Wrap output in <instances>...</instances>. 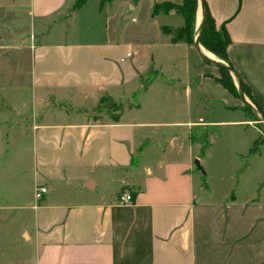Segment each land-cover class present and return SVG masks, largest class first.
Segmentation results:
<instances>
[{
  "label": "crops",
  "instance_id": "1",
  "mask_svg": "<svg viewBox=\"0 0 264 264\" xmlns=\"http://www.w3.org/2000/svg\"><path fill=\"white\" fill-rule=\"evenodd\" d=\"M74 2L0 0V101L22 115L9 99H25L31 114L30 124L0 122L30 157L29 195L13 218L29 250L19 264H264V173L252 172L264 143L224 190L211 182L212 145L192 134L244 125L243 101L216 81L200 44L162 31L183 19L154 5L181 0H88L72 12ZM206 8L229 38L247 109L264 114V0H198L200 23ZM104 97L124 110L110 113ZM124 193L132 200L120 204ZM17 263L0 246V264Z\"/></svg>",
  "mask_w": 264,
  "mask_h": 264
},
{
  "label": "rangeland",
  "instance_id": "2",
  "mask_svg": "<svg viewBox=\"0 0 264 264\" xmlns=\"http://www.w3.org/2000/svg\"><path fill=\"white\" fill-rule=\"evenodd\" d=\"M8 12L9 11L2 13V16H4L2 17V20L7 18L6 20L8 21L10 19L11 14ZM199 24L200 18L198 16L196 18L195 11L191 45H193L198 35ZM213 58L219 60L214 55ZM234 85L237 88V84ZM22 94L25 95L26 93L22 92ZM9 103L12 107L14 106L17 109H20L24 114L21 113L22 115H15L14 113L6 111L7 109L0 101V122L4 121L8 124L9 120L16 122L17 120H22L24 123L30 124L31 120L29 119L31 118V114L29 113L30 109L28 110L27 108L28 106L26 107L25 99H9ZM247 103L250 105L249 102ZM250 107L253 106L250 105ZM239 110L245 118L244 125L239 126L228 123L217 124L210 126L207 131L199 133L193 132L192 134L193 139L197 138L193 143H211L212 145V159L209 161L210 176L214 178L211 179V182L217 185L219 190H224L228 183L230 184L231 181L228 180V176L230 174H236H234V170L237 166V161L241 163V168L246 164V160L250 157L248 151L253 143L252 138L254 136L256 139L259 136L264 138V115L254 108L253 111L256 114V116H254V114H252L253 112L249 111L243 103L240 105ZM238 116L239 114L236 113H223L222 116L220 112H214L209 118L215 120L223 118L226 121L237 119ZM252 128L255 129L258 134L253 132ZM7 134H10L8 130L4 131L0 128V209L3 208V210L0 211V218L5 217L4 221L8 222L4 223V221H2L0 223V246L7 256H11L13 261L15 259V262H18L17 264H19L22 263L21 260L24 259V256H28L29 250L25 247L23 240H15L18 236L17 233L21 228V224H14L13 218L19 213L17 209L24 204L23 201H25L29 195L27 179L30 174V157L25 149L21 150L24 144L16 143L17 141L13 142V140H11L12 142H9ZM252 172L263 174V163L258 162L257 165L252 168ZM200 173L204 175V171H200Z\"/></svg>",
  "mask_w": 264,
  "mask_h": 264
},
{
  "label": "trees",
  "instance_id": "3",
  "mask_svg": "<svg viewBox=\"0 0 264 264\" xmlns=\"http://www.w3.org/2000/svg\"><path fill=\"white\" fill-rule=\"evenodd\" d=\"M88 0H75L74 5L72 7V12H78L84 4ZM100 8L107 2V0H99ZM198 0H181L179 5L164 2L161 4L154 5L153 14H157L159 12L168 13L171 10H175V12L183 19V26L179 28H168L162 27V31L171 36V42L173 44L177 43H185L188 45L192 44V35H193V26L195 21V11ZM199 34V44L205 48L207 51L212 53L219 60L223 61L218 68L219 76L216 78V81L226 89L233 96L240 98V91L235 87L232 77L231 71L234 72L231 64L228 61L227 57V47L229 44V38L223 28L220 30L216 29L214 19L211 14L208 12L207 8L205 9V19L202 26L201 32L198 30ZM231 70V71H230ZM155 77V72L151 71L148 78L142 80L143 87L146 88L150 81H152ZM241 91L244 96H250L247 87L241 82ZM134 105H128L127 109H132L138 107L136 102V95H133ZM101 103L105 104L108 111L113 114H120L125 106L122 103L115 102L111 97H104L101 100ZM260 113L259 108H257ZM112 114V120L117 121L118 115ZM263 114V113H262ZM264 115V114H263ZM264 138L259 136L257 139L253 141L251 147L249 148L248 154L254 155L259 153L260 146L263 144Z\"/></svg>",
  "mask_w": 264,
  "mask_h": 264
},
{
  "label": "water",
  "instance_id": "4",
  "mask_svg": "<svg viewBox=\"0 0 264 264\" xmlns=\"http://www.w3.org/2000/svg\"><path fill=\"white\" fill-rule=\"evenodd\" d=\"M201 1H202V0H201ZM204 19H205V12L203 13L202 21H201L200 26H199V28H198V30H199L200 32H201V30H202V26H203V23H204ZM194 44H195V46L198 48V46H199V34L197 35ZM202 58H203V60H204L206 63L211 64V65H214V66H216V67H219V66L222 64L221 62L214 61V60H212L211 58H209V57H207V56H203ZM230 71H231V70H230ZM231 73H232V74L234 75V77L237 79V76L235 75V73H234L233 71H231ZM237 83H238V89H239V91H240V99L243 101V103L245 104V106H246L247 108H250V105L246 102V100H245V96H244V94H243L242 91H241V84H240V82L238 81V79H237ZM195 165L197 166V168L201 169L200 166H199V164H198V161H195ZM201 171H202V170H201Z\"/></svg>",
  "mask_w": 264,
  "mask_h": 264
},
{
  "label": "built area",
  "instance_id": "5",
  "mask_svg": "<svg viewBox=\"0 0 264 264\" xmlns=\"http://www.w3.org/2000/svg\"><path fill=\"white\" fill-rule=\"evenodd\" d=\"M130 56L131 54L127 53L126 56L122 58L120 61L123 62L125 59L129 58ZM46 192H47V189L45 187H38L34 191V198L36 200H40ZM118 200L120 204H126V203L131 202L132 197L129 194L124 193L118 197Z\"/></svg>",
  "mask_w": 264,
  "mask_h": 264
},
{
  "label": "bare ground",
  "instance_id": "6",
  "mask_svg": "<svg viewBox=\"0 0 264 264\" xmlns=\"http://www.w3.org/2000/svg\"><path fill=\"white\" fill-rule=\"evenodd\" d=\"M206 55H207L209 58L213 59V56H212L210 53L206 52Z\"/></svg>",
  "mask_w": 264,
  "mask_h": 264
}]
</instances>
